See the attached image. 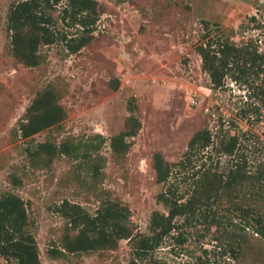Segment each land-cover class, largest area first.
Returning <instances> with one entry per match:
<instances>
[{"label":"rangeland","instance_id":"1","mask_svg":"<svg viewBox=\"0 0 264 264\" xmlns=\"http://www.w3.org/2000/svg\"><path fill=\"white\" fill-rule=\"evenodd\" d=\"M16 1L0 0V196L14 192L27 202L42 264H131L133 250L127 239L114 249L52 257L50 249L62 248L71 231L57 207L67 199L94 213L103 200L112 199L129 206L136 231L148 232L153 211H167L157 201L163 185L156 180L154 154L178 161L194 133L207 126L216 129L221 118L227 120L225 127L234 118L239 129L259 133L245 153L251 158L261 154L264 104L259 126L238 117V107L247 100L245 89L228 80L225 89L212 90L196 47L209 23L212 29L219 25L238 43L257 39L264 51V28H254L252 21L253 16L261 18L264 0H99L101 15L92 41L76 53L63 42L43 46L46 58L33 67L17 61L11 52L7 17ZM66 2L57 6L56 16ZM51 84L67 117L58 126L23 138L19 123L27 107ZM130 100L142 126L128 139L129 151L116 153L111 139L126 127L132 114ZM97 134L105 140L90 159L58 154L48 162L32 159L28 151L47 140H72L82 143L84 151L88 141L98 142ZM96 162L98 177L92 174ZM224 223L244 242L237 259L226 244L230 237L215 227L187 224L182 227L185 242L169 237L140 264H197L201 255L207 264H264V236L244 228L238 214Z\"/></svg>","mask_w":264,"mask_h":264},{"label":"trees","instance_id":"2","mask_svg":"<svg viewBox=\"0 0 264 264\" xmlns=\"http://www.w3.org/2000/svg\"><path fill=\"white\" fill-rule=\"evenodd\" d=\"M61 2L19 0L11 4L7 30L11 52L17 61L26 66H38L46 58L43 46L63 42L69 52L76 53L92 41L101 15L99 0H67L61 15L56 16L54 11ZM252 21L254 28H264V12L261 18L253 16ZM60 24L74 28L75 32L62 29ZM206 29L196 48L203 70L210 77L211 89H225L228 80L243 87L247 100L238 107L237 115L252 127L259 126L264 104V51L258 40L238 43L219 25L212 29L207 23ZM254 98L259 103L251 101ZM129 105L132 114L125 129L111 139L116 153L129 151L131 141L128 139L142 126L134 113L136 105L131 100ZM66 117L67 111L51 84L27 107L19 123L21 136L32 138L47 128L60 125ZM226 121L221 118L216 129L207 126L196 131L178 161H168L161 152L154 154L156 180L163 185L157 201L167 211H153L148 232L136 231L131 209L119 201L105 199L92 213L81 204L66 199L57 211L68 220L71 231L64 237L63 247H53L49 254L58 257L67 252L114 249L121 240L127 239L133 250L131 264H140L147 262L169 237L179 243L185 242L182 227L188 224L193 228L208 226L209 230L215 227L216 232L230 237H226V244L233 257L239 258L244 242L228 231L224 222L238 214L244 228L251 227L264 236V144L259 156H247L245 149L249 142L258 140L259 133L252 128L239 129L234 118L228 120L230 127L236 129L232 132L230 127H225ZM94 139L98 142L88 141L84 151H81L82 143L72 140L37 142L28 151L32 159L44 158L48 162L58 154L90 159L93 153L99 152L105 137L97 134ZM97 156L102 158L100 154ZM92 171L93 176L98 177V162L92 165ZM29 226L25 199L14 192L3 193L0 196V264L3 260L6 264H42L37 238ZM197 264H207L202 255Z\"/></svg>","mask_w":264,"mask_h":264}]
</instances>
